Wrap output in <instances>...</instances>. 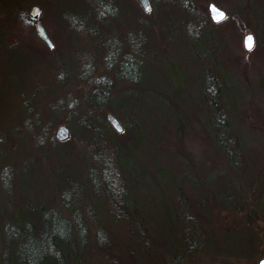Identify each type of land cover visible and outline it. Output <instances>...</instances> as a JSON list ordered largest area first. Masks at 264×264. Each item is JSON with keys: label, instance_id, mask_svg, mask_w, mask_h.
Instances as JSON below:
<instances>
[{"label": "rangeland", "instance_id": "rangeland-1", "mask_svg": "<svg viewBox=\"0 0 264 264\" xmlns=\"http://www.w3.org/2000/svg\"><path fill=\"white\" fill-rule=\"evenodd\" d=\"M38 2L22 1L20 18L27 21ZM211 2L228 11L226 21L209 24ZM12 3L0 0V264H25L19 248L34 256L20 243L5 245V234L20 229L36 238L54 211L76 221L64 249L77 258L44 264H257L264 256V0H158L154 10L151 0L149 8L85 0L81 16L64 4L57 16L52 5L54 43L63 40L53 51L25 21L5 19ZM250 32L255 45L246 50ZM126 59L144 72L117 76ZM92 84L107 96L103 105L92 102ZM84 108L97 113L100 123L90 127L100 137L87 134ZM109 112L141 138L129 154L115 147ZM62 124L69 136L55 140ZM237 133L244 147L235 154L230 134ZM222 136L227 152L217 150ZM224 188L234 207L218 196Z\"/></svg>", "mask_w": 264, "mask_h": 264}, {"label": "trees", "instance_id": "trees-1", "mask_svg": "<svg viewBox=\"0 0 264 264\" xmlns=\"http://www.w3.org/2000/svg\"><path fill=\"white\" fill-rule=\"evenodd\" d=\"M22 1H24V0H17V3H12L10 5L11 11H10V9H6L7 12H6L5 19H9L8 21L12 20V18L13 19L19 18L20 20H23L20 18V16H19L20 12L18 11V10H21L19 7L21 6ZM157 2H158V0H151V4H152L151 9L152 10H154ZM38 3L42 6V9H43V15H42L43 17L42 18L45 21H47L46 26H48V28H51V26H50L51 24L49 22V19L51 17L49 18L48 16H46V13L48 12L50 14V12L51 13L54 12L52 10V8H53L52 5L53 6L55 5L54 10H56V15L58 14L59 11L63 12L70 5L72 8V10H71L72 13H76V14H79L81 16L82 13H80V12L85 10V7H86L85 0H39ZM63 4L66 5V8L64 7ZM137 6H138V4H137ZM58 7H60V9H58ZM139 9H140V11H144L142 8H139ZM17 11H18V13H17ZM7 13H9V14H7ZM54 15H55V13H54ZM25 19L23 21H26ZM29 19L32 20L31 17ZM226 20H227V18L225 20L217 22V23H222ZM87 23L89 24L90 22L87 21ZM209 24L211 26H213L216 23H214L212 21V19H210ZM8 28H9L8 32L10 31L13 33V31L15 29L13 27V25L9 26ZM29 28L33 29V31L35 32L34 37H36V40L41 41L40 38L37 37L38 35H37L34 27H29ZM92 29L94 31V34H96L95 37H97L98 34L95 30V29H97V27L95 26ZM51 35L53 36L54 33L52 34V32H51ZM69 40L70 39L66 38V40L64 42L67 43V41H69ZM62 42H63V40H60V41H59V39H58V41L55 40V43H54L55 45L53 48L55 50H58L59 45L63 44ZM217 42H218V39L216 40L215 44ZM53 48H50V49L53 51L54 50ZM0 50H2V49H0ZM3 51H5V49H3ZM206 52H204V53H206ZM128 67H129V69H127ZM132 69H134L136 71V74H138L141 71V70L139 71V65L138 64L133 65V63H131L130 60L126 59L122 62L120 69H119V72H117V76H119L120 78H122V77L130 78L132 75H131L129 70H132ZM141 69H143V67H141ZM141 72H144V71L142 70ZM135 77H137V75ZM145 78H146V74L144 75V79ZM143 82H145V80ZM90 86H91V88H90L91 92H90L89 96L91 97L92 102L95 99V103L99 104L98 106L103 105L102 103L106 99L107 96L105 94H103L102 92H100L99 88L96 87L95 84H92ZM132 88H134V87H132ZM131 90L132 89H128V88L125 90V92L123 93L122 98H121L122 102L124 101L125 97H127L128 94L131 93ZM135 91H136V94H135L136 99H138L139 103H141L142 100L144 99V95H143V97H141L140 94L138 93V91L137 90H135ZM98 95L101 96V98L98 99ZM84 109H86V108H84ZM88 109H86L83 112L84 117L81 118L83 120L82 124L85 125V128H87V134H88V132H89V134L90 133H96L98 130L96 128H92L90 126L97 125V123H100V121L98 122L97 113L93 112V109H91V108H88ZM131 114H133V113H131ZM130 118H131V116H130ZM107 124H108V127L110 128V130L113 131V127L111 126L110 122H108ZM99 126L103 127L104 130L109 129V128H107V125H105V124L98 125V127ZM230 131L232 132V127H230L229 130H227V133H230ZM98 133H99V137H100L101 131H98ZM117 135H118V138H116V146L115 147L124 148L125 152L127 154H129L128 149H127L128 147L132 148L131 145L138 146L141 142V138L138 137V140H137V138L131 134V132L129 131V129L126 126L122 131L118 132ZM230 137H231L230 142L232 140L231 143L233 144V147L235 149L234 153L236 154L238 152L237 150H239L241 148V146L244 147V145H242L241 135L237 133V137H235V135L230 134ZM57 138H55V140H59ZM218 140L220 142V145H219V148H217V150H223V151L227 152L229 150V147L226 146L225 137L224 136L219 137ZM217 182H218V179L216 178L214 181L215 185ZM223 183L226 185V187H228L229 183L227 181H225ZM218 196L220 197V199L223 202H225V205H227V206L234 207V205L237 203V199L235 198L234 193H230L228 188L226 190L224 188V190ZM229 198H230V200H229ZM224 199H225V201H224ZM54 213L55 214H53V215L49 214V216H47V218H48L47 224L48 225L46 224L45 226L46 227L48 226L47 227L48 230L45 229V231L37 233L36 238L30 237L27 234H20V229H16L15 231L11 230L10 233L14 234L13 236L11 235V237H10V235H8L9 232L7 234H5L6 235L5 240H4L5 245L14 246V248H15L17 246L16 244L20 243L21 247L25 246V247H28L32 250L31 252L34 256H32V257L30 256L29 258H26V257H23V255H22V248L17 249V251H18L17 255H18L19 262L28 264L30 261H33V262L36 261L39 264H44V261H46V260L55 259V258L59 257L62 260V263H64L67 260L77 258L75 256V255H77V252H74V250L66 251L64 249V247H65L64 245L68 242H71V240H72L71 238L76 234V231H75L76 227L74 225L76 223V221H74L75 219L72 220V218L63 215L59 211H54ZM87 235H88L87 231H83V233L79 234V240H80L81 245H83V244L86 245V242H87L86 240L88 239ZM21 236L24 238V241L22 238H20Z\"/></svg>", "mask_w": 264, "mask_h": 264}, {"label": "water", "instance_id": "water-1", "mask_svg": "<svg viewBox=\"0 0 264 264\" xmlns=\"http://www.w3.org/2000/svg\"><path fill=\"white\" fill-rule=\"evenodd\" d=\"M138 1L142 4V6L144 8H149V6H150L149 0H138ZM32 6L33 7L31 10V16L36 17V15H38V12L40 11V7L38 5H32ZM209 7H210L211 18H213V20L220 21L226 17L225 9L219 7L216 3L211 2ZM36 25H37V30H38L39 34L43 38H45L51 46H53V41L49 38L47 31H46L45 27L43 26L42 20L38 19ZM249 38H251V43H252L251 49L255 45V35L252 32L247 33L244 36V47L246 50H250L247 46L249 43ZM107 117H108V120L110 121V123L112 124V126H114V128L117 131L120 132L124 129L122 122L120 121V119L116 115L109 112V114H107ZM69 133H70V129L68 128V126L66 124L60 125L57 129L58 139L67 138L69 136ZM257 264H264V256L262 258H260V260L258 261Z\"/></svg>", "mask_w": 264, "mask_h": 264}, {"label": "flooded vegetation", "instance_id": "flooded-vegetation-1", "mask_svg": "<svg viewBox=\"0 0 264 264\" xmlns=\"http://www.w3.org/2000/svg\"><path fill=\"white\" fill-rule=\"evenodd\" d=\"M33 5H38L37 3H34ZM32 6V5H31ZM39 7H40V11L38 12V15H36V17H33V16H31V13H30V17H31V19L32 20H27V21H25V24L27 25L26 27H34V29H35V31H36V33H37V37H39L40 38V40H41V42H43L45 45H47L46 47L47 48H53L54 47V45L53 46H51L49 43H48V41L45 39V38H43L40 34H39V32H38V30H37V25H36V23H37V20L38 19H41L42 20V23H43V26L45 27V29H46V31H47V34H48V36H49V38L53 41V44H54V38H53V36L51 35V32H52V34L54 33L53 32V30H52V28H48V26H46L47 25V23H46V21L41 17L42 16V7L40 6V5H38ZM33 7V6H32ZM227 11V10H226ZM227 15L229 16V14H228V11H227ZM208 18V17H207ZM209 19H212V21L214 22V23H217V22H220V21H215V20H213V18H211V14H210V17H209ZM221 21H223V20H221ZM4 35H5V33H4ZM20 40V39H19Z\"/></svg>", "mask_w": 264, "mask_h": 264}, {"label": "snow or ice", "instance_id": "snow-or-ice-1", "mask_svg": "<svg viewBox=\"0 0 264 264\" xmlns=\"http://www.w3.org/2000/svg\"><path fill=\"white\" fill-rule=\"evenodd\" d=\"M247 46H248L249 49H251V47H252L251 38H249V43H248Z\"/></svg>", "mask_w": 264, "mask_h": 264}, {"label": "bare ground", "instance_id": "bare-ground-1", "mask_svg": "<svg viewBox=\"0 0 264 264\" xmlns=\"http://www.w3.org/2000/svg\"><path fill=\"white\" fill-rule=\"evenodd\" d=\"M225 11H226V10H225ZM226 18H228L227 11H226V17H225L223 20H225Z\"/></svg>", "mask_w": 264, "mask_h": 264}]
</instances>
